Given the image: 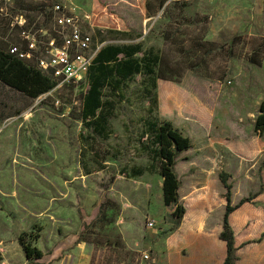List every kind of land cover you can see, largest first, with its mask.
<instances>
[{"label":"rangeland","instance_id":"obj_1","mask_svg":"<svg viewBox=\"0 0 264 264\" xmlns=\"http://www.w3.org/2000/svg\"><path fill=\"white\" fill-rule=\"evenodd\" d=\"M55 3L95 43H138L134 57L151 51L158 64L153 76L103 88L104 119L91 125L79 87L54 85L31 98L0 82V264H142L143 252L161 256L158 241L171 228L148 123L168 120L189 137L191 148L174 159L179 184L201 154L203 132L193 124L238 139L250 155L264 100V0H3L0 48L21 42L11 25L20 16L26 30L53 35ZM261 157L255 147L247 175L227 177L236 204L258 191ZM232 231L238 257L245 233ZM19 236L41 260L26 259Z\"/></svg>","mask_w":264,"mask_h":264},{"label":"crops","instance_id":"obj_2","mask_svg":"<svg viewBox=\"0 0 264 264\" xmlns=\"http://www.w3.org/2000/svg\"><path fill=\"white\" fill-rule=\"evenodd\" d=\"M193 125L203 132L199 143L201 154L197 158L193 156L187 163L184 183L180 182L177 189L184 215L179 224L158 241L162 252L160 257H154L155 264H222L227 247L219 235L227 199L219 174H228L229 179L234 180L235 172L239 170V174L246 176L244 164L247 165V158L254 155L255 147L264 155V149L257 146L258 138L248 155L238 139L212 138L211 125ZM230 202L231 206L236 204V195L232 191ZM228 220L232 230L237 227L239 232L245 233L239 239L244 244L235 262L241 255L242 264H264V236L261 237L264 234V189L252 201H246L230 212Z\"/></svg>","mask_w":264,"mask_h":264},{"label":"trees","instance_id":"obj_3","mask_svg":"<svg viewBox=\"0 0 264 264\" xmlns=\"http://www.w3.org/2000/svg\"><path fill=\"white\" fill-rule=\"evenodd\" d=\"M16 44L23 45V41L21 40L20 43ZM8 52V49L0 48V82L4 85L31 98L39 97L55 85L54 81L41 74L37 68ZM139 52L140 45L138 43L127 45L103 44L99 47L92 59L89 70H87L86 86L77 88L82 94L81 118L86 125H91L94 122L98 124L96 120L100 117L98 111L103 103V88L108 87L115 90L121 86L123 81L129 79L135 73H145L148 76L154 75L155 67L158 64L157 55L149 51L140 59H137L134 55ZM257 111L253 130L258 135L257 146L264 149V100L260 102ZM148 127L150 132L147 135H151L154 145L153 157L157 159L158 173L163 178V222L170 225L171 230L179 224L185 211L178 199L179 180L174 173V159L179 152L190 149L192 143L188 136H185L180 129L173 126L168 120L159 123L150 122ZM257 175L259 179L258 191L248 197H243L236 205L231 206L230 189H232V186L227 181L228 174H219L220 180L225 186L227 199L222 230L219 235V238L225 241L227 247V253L222 264H234L237 259V256H234V233L228 222L229 213L244 202L252 201L258 192L264 189V155ZM18 243L26 259L37 261L42 259V252L31 246L30 243L25 242L21 236L18 237Z\"/></svg>","mask_w":264,"mask_h":264},{"label":"built area","instance_id":"obj_4","mask_svg":"<svg viewBox=\"0 0 264 264\" xmlns=\"http://www.w3.org/2000/svg\"><path fill=\"white\" fill-rule=\"evenodd\" d=\"M2 2L0 0V4ZM51 10L56 31L47 38L45 30H26L23 16L12 20L11 25L17 24L21 31L23 45L9 46L8 53L37 68L54 81L55 86L71 84L84 87L87 70L101 45L95 43L93 36L76 23V15L64 4L55 3ZM146 224L149 229L154 228L152 221L147 220ZM142 264H155L150 252L142 253Z\"/></svg>","mask_w":264,"mask_h":264}]
</instances>
